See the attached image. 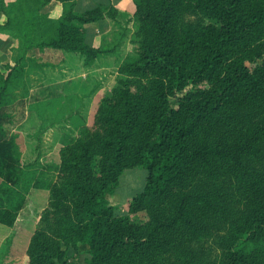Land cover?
Returning <instances> with one entry per match:
<instances>
[{"label": "trees", "instance_id": "1", "mask_svg": "<svg viewBox=\"0 0 264 264\" xmlns=\"http://www.w3.org/2000/svg\"><path fill=\"white\" fill-rule=\"evenodd\" d=\"M49 1L1 0L0 30L28 48L92 63L103 51L87 42L86 27L116 22L117 10L78 12L76 0H57L62 15L50 19L39 13ZM134 4L135 55L119 67L92 123L61 147L26 263L69 264L75 251L83 264H264V0ZM1 101L0 175L19 183L22 166L5 128L12 116ZM139 168L147 182L128 213H146L143 223L110 199L123 173ZM7 214L0 221L12 225L16 215ZM82 245L89 251L80 253Z\"/></svg>", "mask_w": 264, "mask_h": 264}, {"label": "rangeland", "instance_id": "2", "mask_svg": "<svg viewBox=\"0 0 264 264\" xmlns=\"http://www.w3.org/2000/svg\"><path fill=\"white\" fill-rule=\"evenodd\" d=\"M115 1L118 3L120 0ZM122 2L123 5H126L125 10L128 12L127 16L131 14L134 16V0H123ZM112 24L114 27L112 32L102 37L103 44L101 50L103 52L92 63L85 64L84 60L80 62L77 59L72 61L68 59L65 66L68 71L66 74V70L63 72L64 70H60L59 66V68L48 64L44 66V72L49 83L54 84L51 88V93L61 91L62 86L58 87L55 86V84H61L66 75L74 77L73 82L67 84V87H65L66 97L70 99V104L56 101L51 105L45 104L43 108V120H40L41 124H36L37 133L31 135L30 138L29 135L28 137L25 135L22 138H18L20 135H16V133L9 135L10 138L15 139L17 147V152H15L16 158L19 157V161L23 167L20 168L22 173L20 174L19 183H14L13 181L8 183L5 178L0 175V212H9L10 214L16 215L12 225L0 221V264H27L26 252L31 237L43 210L49 204L50 188L57 177V167L60 164L61 145L64 144L66 146L70 143L72 138L73 140L76 139V133L79 132L84 124V122H82V117H79L78 120L76 119L75 123L69 122V124H72V128L75 129L74 134L72 132L71 134L63 135L62 130L64 122L80 116L79 113L86 112L88 108L93 105L89 119V124H91L92 113L100 102L98 101L92 104L93 94H100V92H98L100 89L98 86L99 82L96 76H93L96 65H100L104 69V72L109 73L115 71L127 56L131 57L135 55L137 47L135 32L138 28L135 17L128 20V22L124 21L125 27H123L119 21L112 22ZM67 53L70 55L68 58H71L72 54H74L72 52ZM79 56H81L82 59L84 58L81 54H79ZM82 72L89 74L88 81H84L79 76ZM4 86H6L5 77L0 75V101L4 97V93H1V89ZM9 90L11 91V89ZM10 102H13V99H11ZM8 104L9 103H6L5 105L8 106ZM68 106L74 111L68 109ZM13 107L16 115H14L13 120L11 119V123L14 125L15 121L17 122V118H19L20 111H22L20 109L24 108L22 105H13L11 109H13ZM10 115L12 116V114ZM33 116L34 114H32L30 122L27 123L28 127L34 125L35 118H33ZM84 121L86 122L88 120ZM10 127L11 126H8V128ZM30 144L31 146H36V150L40 151V156L35 160L34 156L33 158H30L32 156H28V147ZM49 144H51V147H47ZM39 146H42V148H39ZM41 157L44 158L42 162L40 161ZM34 162L37 163L39 174L36 177L30 176L28 171H24L25 168L28 170ZM147 176L148 171L144 168L127 170L123 173L120 178L118 191L110 198L112 204L117 207L120 215H129V204L134 197L143 191L147 182ZM29 203H34L33 206H36L35 209L29 210ZM10 214H7V218ZM129 216L132 221L137 223H143L148 220V216L144 212ZM70 259L71 258L67 256L65 260L67 263L71 264ZM64 262H60L59 264H64ZM76 264H83V257L78 258Z\"/></svg>", "mask_w": 264, "mask_h": 264}, {"label": "crops", "instance_id": "3", "mask_svg": "<svg viewBox=\"0 0 264 264\" xmlns=\"http://www.w3.org/2000/svg\"><path fill=\"white\" fill-rule=\"evenodd\" d=\"M11 1L13 0H4V4L7 5ZM122 1L123 0H120L118 3H116L115 0H76L75 9L78 12H85L87 10L95 8L99 4L112 5L118 11L117 21H119L122 24V26L125 27L124 21L128 22V20H130L134 16L132 14L130 16H127L128 12H126L125 10L126 5H123ZM62 11H63L62 3H60L57 0H50L44 7L41 8L39 13L49 14L52 17L50 19H57V17L62 15ZM6 20H7V16L5 15V13L1 8V0H0V25L4 24ZM38 23H39L38 30L36 24V30L34 36L41 39L42 24L41 21H39ZM113 28L114 27L112 22L108 19H104L95 24L87 26L86 27L87 42L92 47L101 49L103 44L102 37L104 35L110 34ZM20 40L21 39L14 37L11 32L7 30H0V72H2L5 79L8 80L6 83L7 89L4 93V97L1 101V104L6 111L7 110L10 111V113L9 111L7 112L9 114H12L13 116L12 120L14 118V115L16 114L14 113L15 111L14 107L13 109H11V107L13 105L23 106L24 109H20L22 111H20V114L18 116L19 118H17V122L15 121L14 125L10 122L5 126V128L9 134H14V133H16V135L19 134L20 136L18 138H22L25 135L27 137L29 135L30 138L31 135L37 133L36 124L38 123L41 124L40 120H43V108L45 104L51 105L55 101L70 104V99L66 97L65 87H67V84L73 82L74 77H70L66 75L65 79L62 81L61 84H55V86L58 87L62 86L61 91L60 92L57 91V93H51V88L54 86V84L49 83V80L47 79V76L44 72L45 69L44 66L48 64L55 66L57 68L60 67L59 69L62 71L64 70L63 72H65L66 70L65 72L66 74L68 71L65 66L66 63L68 62V59H70L71 61L77 59L80 62L81 61L83 62V60L85 62V59L84 58L82 59V57L79 56V53H74V52H72L74 53L72 54V57L68 58L70 55L67 53V51L58 50L54 48L42 49L37 46L28 48L24 44H22ZM125 59L119 64V66L115 71H111L109 73L104 72V69L100 65L98 64L96 65L93 76H96V79L99 82L98 86L100 89L98 92H100V94L99 95H97L96 93L93 94L92 104L97 103L105 96L111 94L113 89L116 87L117 80L120 76L118 73V69L121 66V64L125 61ZM79 76L84 81H88L89 79V74L85 72H82ZM9 89H11V91ZM11 99H13V102H10ZM6 103H9L8 106L5 105ZM69 106L68 109L73 110ZM92 109H93V105H91V107H89L86 112L84 111L82 113H79L80 116L64 122L62 134L63 135L69 133L71 134L72 132L74 134L75 129L72 128L73 126L72 124H69V122L75 123V120L76 119L78 120L79 117L83 118L82 122H84V124L82 125V127L85 125H89V119ZM32 114H34L33 118H35V122L33 126L31 125L30 127H28L27 123L30 122ZM84 120H88V121L85 122ZM8 126L11 127L8 128ZM74 140L72 138V140L68 144L73 143ZM50 145L51 144H49V146L47 147H51ZM61 146L63 147L65 145L62 144ZM39 148H42V146H39ZM36 149L37 147L31 146V144L28 147L29 150L28 156L29 157L32 156L30 158H33L34 156V160L40 156L39 155L40 151H37ZM43 159L44 158L41 157L40 161L42 162ZM37 168H38L37 163L34 162L29 167L28 170L25 168L24 171H28L30 176L36 177L37 175H39ZM33 204L34 203L31 204L29 203L28 205L29 210L35 209L36 206L35 205L33 206ZM88 251H89L88 246L82 245L79 247L80 253H86ZM68 256L71 258L70 259L71 264L77 263L78 253H76L75 251H70Z\"/></svg>", "mask_w": 264, "mask_h": 264}]
</instances>
